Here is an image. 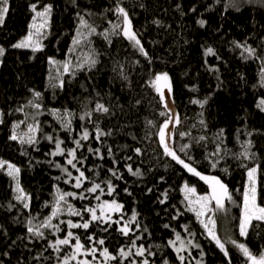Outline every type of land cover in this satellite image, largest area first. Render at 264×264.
<instances>
[{"label":"trees","instance_id":"16d2710c","mask_svg":"<svg viewBox=\"0 0 264 264\" xmlns=\"http://www.w3.org/2000/svg\"><path fill=\"white\" fill-rule=\"evenodd\" d=\"M118 2L10 0L9 13L0 26V46L6 50L0 58L3 61L0 63V110L4 112V123L0 124V159L20 167L21 186L31 194L32 201L31 212L23 209L13 198L15 193L12 181L0 172V262L57 264L52 249L43 251L46 241L19 239L28 235L25 227L28 219L36 217L34 223H39L50 214L51 208L44 207V204L52 202L57 185L63 191H82L72 188L63 180L54 179L62 173L46 161L54 159L63 165L64 158L47 156L46 153L54 146L43 137L49 134L59 137L64 140L63 147L71 148L74 146L72 139L78 136L82 127L94 134L93 123L87 119L81 121L79 116L85 104L92 108L99 101L109 107L110 113H93L92 121L97 122L104 131L111 130L112 135L103 137L101 143L95 139L83 142L84 148L77 152V156L86 158L83 170L91 180L101 183L102 187L108 180L115 185L113 195H103L101 201L115 199L123 204L125 219L133 211L138 214L141 231L146 227L148 232L143 233V240H137V245L143 244L155 253L149 257L151 264H164L165 260L168 264H180L176 252L167 246L169 239H175V232L181 234L185 243L191 241L201 246L199 249L192 244L187 246V250L181 253L186 257L184 264H196L198 260L203 264H227L223 253L207 238L205 229L195 213L188 211L184 201L185 183L194 186L200 193L210 188L199 177L164 156L158 143L157 132L167 118L160 113L166 110L148 81L158 73L167 72L171 80L172 99L180 119V124L175 126L173 147L182 159L192 163L201 174H213L228 186L234 203L226 201V211L217 212L216 230L226 242L231 264H245V258L228 241L235 239L244 242L257 255L264 251V224L250 230L246 239L239 235L238 230L242 193L247 181L244 165L247 168L259 165L258 202L264 206V112L257 107L259 99L264 98L261 75L264 73V64L261 63V59H264V0H236L238 11L236 8L225 10L228 0H123L122 6L128 11L133 28L149 53L151 63L122 36H112L109 44L100 35L112 26L109 21H119L112 11ZM31 4H37L38 10H42L45 5L52 6L48 28L42 35L41 50L35 52L31 48L12 47L30 31L34 15L29 7ZM193 8L195 11H192ZM77 13L96 28L89 43L97 53L98 63L90 71L84 67L64 74L62 89L52 87L58 84L49 81L50 60L66 58L81 24ZM200 19L207 21L204 27L198 24ZM157 20L160 21L159 25L154 23ZM237 43L254 48L256 56L261 59L249 58L243 48L236 46ZM209 47L215 55H205ZM120 65L129 77L128 80L121 78ZM32 90L42 93V114L37 117L41 129L38 134V151L8 139L13 124L21 120L33 122L34 109L25 107L23 112L16 110L33 99ZM196 100H206L207 103L201 107L193 103ZM52 109L61 112L68 109L76 113L72 121L73 132L61 130L51 114ZM149 121L152 123L149 124ZM221 130L222 138L218 135ZM24 131L26 125H21L18 132ZM181 133L189 135L181 136ZM200 137L205 139L200 140ZM248 140L253 145L249 149L250 154L254 153L255 156L245 159L241 156L244 151L242 144ZM182 145H189L187 154L179 151ZM217 145H220L221 152L219 163L213 168L211 164L218 157L211 154L216 151ZM88 147H99L104 159L100 160L88 152ZM108 147L112 148L113 157L117 161L115 166L113 157L107 154ZM137 147L141 148L143 155H135L133 150ZM25 151L27 155L22 154ZM128 156L132 159L126 160ZM29 161L32 162L31 166ZM126 164H131L133 170L139 168L142 175L136 177L129 174ZM113 167L123 174V179L111 176L108 169ZM69 170L74 176L77 175L75 170ZM90 186V182L84 183V188ZM165 192L167 200L160 203ZM70 201L78 209L99 203L92 198H70ZM9 203L15 205L11 211L7 210ZM174 216H178V219H173ZM60 218L74 221L80 219L67 215ZM116 218L114 215L113 219ZM84 219L87 220L88 216L85 215ZM165 224L170 227L165 228ZM184 226H187V232ZM116 229L117 225L113 224L104 232L93 224L86 231L73 229V232L80 236L86 247H90L87 240L89 235L104 238L105 244L102 247H107L110 253L116 255L117 250L129 246L133 238L131 234L128 237L122 236ZM141 231L136 235H140ZM46 235L49 240L55 239L48 232ZM64 235L65 232L59 233L60 238ZM41 251L44 257L51 256L52 259H34ZM68 251L70 249L64 248L60 255ZM131 259L140 260L139 257H133L125 260L124 264H130ZM110 264H120V261H112Z\"/></svg>","mask_w":264,"mask_h":264},{"label":"snow or ice","instance_id":"6c2138e0","mask_svg":"<svg viewBox=\"0 0 264 264\" xmlns=\"http://www.w3.org/2000/svg\"><path fill=\"white\" fill-rule=\"evenodd\" d=\"M217 2H219V0H217ZM73 3H75V0H73ZM122 4L123 0H119L116 7L112 10L118 17L119 22L112 23V21H109V24L112 25L111 29L105 30L103 33H100V35H102L109 44H111L112 36H122L127 41H129L131 46L136 49L140 55H142L148 60L149 63H151L149 53L144 48L138 33L134 30L129 13L125 7L122 6ZM29 7L31 12L34 13L32 18V28L36 30L35 35L39 36L41 35V30L48 26L52 12V6L45 5L42 10H38L37 4H31ZM227 8H236L237 11L239 10L236 0H228L225 10H227ZM9 10L10 0H0V26L4 24ZM192 11H195V9L193 8ZM77 16L79 17L81 25L89 28L88 35L96 33L95 27L88 25L79 13H77ZM38 19L40 21L39 24L37 23ZM154 23L159 25L160 21L157 20L154 21ZM206 23L207 21L204 19L198 20L200 27H204ZM33 35L34 33L29 31L25 39L12 45V47L17 49L31 48L33 52L41 50L39 40L33 42ZM83 35V33L77 30L76 39L73 40V44H80L82 42L81 37ZM236 46L243 48V51L248 54L249 58L261 59L260 57L256 56V50L254 48L238 43ZM5 51L6 50L0 46V58L5 55ZM205 55H215V52L211 47H209L205 50ZM2 62V59H0V63ZM50 63L55 64L56 61L51 60ZM97 63L98 60L96 58V54L91 53L84 58L83 62L77 64L76 67L83 69L85 66H87V69L90 71L91 69L95 68ZM135 63L138 64L139 61H135ZM261 63L264 64V59H261ZM70 67V61L64 62L63 72L70 73ZM120 69L121 78L128 80L129 77L123 72L122 65H120ZM261 75L262 86H264V73ZM148 83L158 94L160 102L163 104V107L166 110L160 113L161 116H165L167 118L157 132V136L159 138L158 143L163 149V155L169 157L172 161H175L177 164L181 165L187 172L199 177L200 180L204 181L210 188V192L201 195L197 193L195 187L189 186L187 183L183 185L184 201L187 204L188 211L195 213L199 223L206 231L207 238L214 242L216 247L221 251V253H223V256L227 259V264H231V257L229 250L226 247V242L223 241L217 233V221L215 216L218 211H226V201L234 203L233 196L229 191L228 186L219 177L201 174L192 163L186 162L185 159H182L181 156L177 154V150L173 147L175 126L180 124V119L179 115L174 113L169 107L170 100L165 96V90H167L168 93H171L172 91L171 80L168 73H158L154 76V78L149 80ZM57 86L62 89L64 86V81L60 80L58 85H52V87ZM32 94L33 99L29 100L27 105L21 106L16 110L23 112L25 107H31L34 109L35 113L32 115L33 122L27 123L26 120H21L13 124L11 134L8 139L11 141H17L21 146L27 145L38 151V134L40 133L41 129L37 117L42 114L43 105L40 103L42 93L32 90ZM193 103L200 104L201 107H203V104L207 103V101L205 100L201 102L196 100L193 101ZM137 104H139V101H137ZM257 107L262 112H264V99L260 100L259 104H257ZM93 113L106 115L110 113V109L99 101H96L94 107L92 108H89L88 105L85 104L79 119L81 121L87 119L89 123H93L94 134L87 128L82 127L78 136L72 139L74 146L71 148L63 147L64 140L60 139L59 137H54L50 134L43 137L54 146L52 150L46 153V155L51 158H55L57 156L64 158L63 165L59 162H56L54 159H49L46 161L49 166L59 169L62 173L61 176H56L54 179L57 181L63 180L64 183L70 184L72 188L82 191H63L57 185L55 187L52 202H45L44 204V207L51 208L50 214L40 220L39 223H34L36 217L28 219L25 225L28 235L26 237H19V239H28L30 242L32 239L37 241H46L47 245L43 251L52 249L53 253H55L57 264H73V262H75V264H110V262L117 260L120 261V264H124L125 260H129L133 257H139L140 260L137 261L136 259H131L130 264H151L149 257L154 256L155 253L151 252L149 248H145L143 244L137 245V240H143V233L148 232L146 227L141 231V224L138 219V214L133 211L131 216L128 219H125V214L123 213V204L117 202L115 199L110 201H101V196L113 195L115 192V185H113L111 180H108L104 182V187H102L101 183L91 180L90 177L86 176L85 171L83 170L84 159L86 158L77 156V152L84 148L83 142H86L89 139H95L98 143H101L103 137L112 135L111 130L104 131L99 127L97 122L92 121ZM51 114L56 118L61 130L67 133L74 131L72 121L76 117V113L68 109H65L63 112H61L59 109H52ZM25 115L27 116V113ZM3 117L4 112L0 110V124L4 123ZM148 123L151 124L152 122L149 121ZM201 123H203V121H201ZM21 125H26V131L22 133L18 132V129L21 127ZM170 125L173 127L170 128ZM180 135L187 136L189 134L181 133ZM218 135L222 138L223 130H221ZM248 135L251 136L252 133H248ZM133 139H135V137H133ZM204 139L205 137H200V140ZM252 146L251 140H248L242 144L244 151L241 153V156H243L245 159L253 158L255 154H250L249 151ZM188 147L189 145H182L180 146L179 151L187 154L186 149ZM87 151L93 153V155L100 160L104 159V154L101 152L99 147L96 149L88 147ZM133 151L136 156L143 155L142 150L139 147L135 148ZM220 152L221 147L220 145H217L216 151L211 154L212 156L218 157V159L213 161L211 164L213 168H215L219 163ZM22 154L27 155V152L25 151ZM107 154L109 157H113L111 147H108ZM131 159V156L126 157V160ZM189 160H191V157H189ZM36 163H41V161H36ZM116 163L117 161L113 157V165L115 166ZM29 164L31 166L32 162L29 161ZM244 167L246 168L247 185L242 193L243 199L242 205L240 206L241 214L239 217L238 230L239 235L246 239L250 230L253 228H259L262 224H264V206H261V204L258 203L259 192L257 174L259 172V165L257 164L251 168H247V166L244 165ZM69 168L75 170L77 175L74 176L73 172L70 171ZM125 168L126 171L132 176L139 177L142 175L140 169L137 168L133 170L131 164H126ZM89 170L91 171V169ZM108 171L113 178L123 179V174L116 170L115 167L108 169ZM224 171H227V169ZM0 172L6 174L12 181L13 191L15 193L13 197L14 200L20 204L23 209L31 212L32 196L21 186L20 167L9 161L0 159ZM85 182H90L91 186L84 188ZM105 188L107 189L106 192ZM148 191L151 192L152 189L149 188ZM125 192H127L128 195H131L127 189H125ZM89 194H91V196ZM162 196L163 199L160 200V203H165L167 200V192L163 193ZM70 198L72 200H88L92 198L96 201H99V203H97L95 206L85 205L83 208L78 209L71 203ZM14 207V204L9 203L7 210L11 211ZM177 212H179V210H177ZM64 215H67L68 217H79L80 219L77 221H74L70 218L66 220L61 219L60 217ZM85 215L88 216L87 220L84 219ZM114 215L117 216L116 219H113ZM173 219H178V216H174ZM53 221H55V223ZM93 224H96L98 227H100L101 231L104 232H107L112 227V225L115 224L117 225L116 230L122 236L128 237L131 234L133 238L130 240L129 246L119 248L116 255L110 253L107 247H102L105 244L104 238H97L94 234L87 237L90 247H86L85 244L81 242L80 236L73 232V229H84L86 231ZM62 225L65 227H61ZM133 225L135 227H133ZM164 227L168 228L170 225L165 224ZM65 228L67 229L66 231ZM0 230H2V226H0ZM184 230L185 232L188 231L187 226H184ZM138 231H141L140 235H136ZM46 232L52 236H55V239L49 240ZM61 232H65L63 238H60L59 236V233ZM190 235H194V233H190ZM73 241H75V243H73ZM177 242H179L178 246ZM228 242L231 243V245L238 249V251L242 254V256L245 258V264H264V251H261L257 255L254 254L245 243H240L235 239H231ZM167 246L171 247L176 252L180 264H184L186 257L181 253L187 250V246L179 232H175V239L168 240ZM193 247L199 249L201 246L199 244H194ZM64 248H68L70 251L61 256L60 253L64 251ZM43 251L33 258L37 261L41 260L42 258L45 260L52 259L51 256L44 257ZM98 252L99 257L97 256ZM4 255L7 256V252H5ZM201 255H203L202 251ZM89 256L92 257L91 260L88 259ZM0 264H2V262H0ZM164 264H168V261L165 260ZM196 264H203V262L198 260Z\"/></svg>","mask_w":264,"mask_h":264},{"label":"rangeland","instance_id":"374dc122","mask_svg":"<svg viewBox=\"0 0 264 264\" xmlns=\"http://www.w3.org/2000/svg\"><path fill=\"white\" fill-rule=\"evenodd\" d=\"M39 22L40 21L38 19L37 20V23L39 24ZM118 22L119 21H117L116 23H118ZM111 27L109 29H111ZM46 28H48V26ZM46 28L45 29H42L41 30V35L37 36V35H35L36 30L32 28V24H31L30 31H32L34 33V35H33V42H35L36 40H39L40 47H42V35H44V33L46 31ZM78 30L81 33L84 34L81 37V41L82 42L80 44H77V45H74L72 43V46L70 48V51L68 52V54H67V56H66L65 59H63V60L51 59V60H55L56 61L55 64H52L51 63V66H50L49 81H50L51 84H59V81L62 80L63 75L66 74V73L63 72V64H64V62H66V61H70L71 62V67H70V71H71V70L80 69V68H77L76 65L79 64V63H81V62H83L84 58L86 56H88L89 54L95 53L96 54V58H97V53L93 50V48L91 47V44L89 43V40H90V38L93 35V34L92 35H88L89 28L88 27H85V26H83V25L80 24ZM26 36L27 35H25L23 38H21V40L25 39ZM74 39H76V34L74 36ZM21 40H19V41H21ZM85 67H87V66H85ZM165 96L167 98H169V100H170L169 107L173 110L174 113L177 114V109H176V106H175L174 101L172 99V91H171V93H168L167 90H165ZM261 99H264V98H260L259 99V102H260ZM172 127L173 126L170 125V128H172ZM255 165H257V164H255ZM255 165H253V166H255ZM206 176H215V175H213V174H207ZM257 179H258V174H257ZM246 185H247V181H246ZM192 187H194V186H192ZM208 192H210V190L207 191V192H204V193H200V192L197 191V193L198 194H201V195L206 194ZM189 242H191V241H188V243H186V246L191 245V244L192 245L196 244L195 242L194 243H192V242L189 243ZM240 243H244V242H240Z\"/></svg>","mask_w":264,"mask_h":264}]
</instances>
